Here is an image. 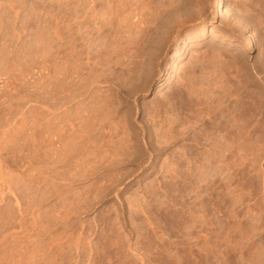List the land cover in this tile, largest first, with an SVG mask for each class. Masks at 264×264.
I'll use <instances>...</instances> for the list:
<instances>
[{
    "label": "rangeland",
    "instance_id": "1",
    "mask_svg": "<svg viewBox=\"0 0 264 264\" xmlns=\"http://www.w3.org/2000/svg\"><path fill=\"white\" fill-rule=\"evenodd\" d=\"M214 2L0 0V264H264V0Z\"/></svg>",
    "mask_w": 264,
    "mask_h": 264
},
{
    "label": "bare ground",
    "instance_id": "2",
    "mask_svg": "<svg viewBox=\"0 0 264 264\" xmlns=\"http://www.w3.org/2000/svg\"><path fill=\"white\" fill-rule=\"evenodd\" d=\"M215 5H216V8H217V10H222L223 9V0H215ZM214 18V16H212V18L211 19H213ZM250 45V44H249Z\"/></svg>",
    "mask_w": 264,
    "mask_h": 264
}]
</instances>
